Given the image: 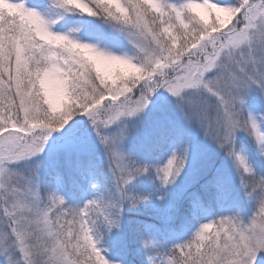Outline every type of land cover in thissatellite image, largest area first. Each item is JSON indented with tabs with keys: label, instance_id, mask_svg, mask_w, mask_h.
<instances>
[{
	"label": "snow or ice",
	"instance_id": "6c2138e0",
	"mask_svg": "<svg viewBox=\"0 0 264 264\" xmlns=\"http://www.w3.org/2000/svg\"><path fill=\"white\" fill-rule=\"evenodd\" d=\"M253 86L264 94V0H0V260L115 264L100 241L120 227L123 207L149 199L130 188L144 175L158 190L185 178L181 198L207 177L201 191L228 201L231 177L188 138L195 123L245 195L256 196L255 212L247 222L237 213L199 223L164 253L140 235L149 264H256L264 171L236 140L250 137L264 167V128L242 111ZM159 90L180 122L152 104ZM134 133L149 153L167 146V155L133 158L125 146ZM66 175L94 195L69 206L57 191ZM178 211L170 205L165 222ZM205 212L201 193L191 192L188 217Z\"/></svg>",
	"mask_w": 264,
	"mask_h": 264
},
{
	"label": "rangeland",
	"instance_id": "374dc122",
	"mask_svg": "<svg viewBox=\"0 0 264 264\" xmlns=\"http://www.w3.org/2000/svg\"><path fill=\"white\" fill-rule=\"evenodd\" d=\"M229 2H233V1L229 0ZM244 101L245 103L242 106V111L245 112V110H249L252 116L258 121V123L260 125L262 123L264 126V94H262L256 86H253L244 95ZM152 104L164 106L167 109L169 115H171L172 118L177 122H180L181 117L179 112L175 110L174 103L171 97H169L168 94L163 90H159L157 93L154 94ZM151 107L152 105H150V109ZM188 138L192 139L194 142H200L203 145V147L206 148L208 153H210L213 156L215 164L217 166L222 167L225 174L231 177V190L234 191L235 194H237V196H240L239 198L240 200L244 201V203L238 204V207H244L247 209L245 210V212L250 213L248 216L241 218L243 222H247L248 219L255 212L256 196L245 195L242 187L239 184V180L235 174V170L232 168L231 162L226 158L223 151L219 150L214 143L206 140L203 137L202 133L200 132L198 126L195 123H193L191 127V135ZM238 138L246 139L248 138V136L243 132H238L236 134V140ZM125 150L129 153H133V158L135 159H138L140 161L148 160L155 163V162H161L163 160V158L167 155L168 147L164 146L160 149H157L149 153L147 149L142 148L140 146L137 136L134 133L131 139L126 144ZM96 155H97L98 163L103 160V155L101 150L97 149ZM39 159L43 160V157ZM30 163L34 164L35 160H33ZM44 165L45 167L47 166L46 160L44 161ZM105 176H107V173H105ZM46 177L47 176L42 173L41 182ZM185 183H186L185 178H179L178 182L175 185L169 186L167 189L158 190V181L154 182L152 178H150L147 175H144L136 178L130 185V188L135 193H140L142 195L149 196L148 200L142 201L140 204H138L141 207L140 210L142 212H145L147 216H154L157 219L161 220L162 222L166 223L164 220V216L167 213L169 206L173 204H178L181 201V199L185 195H187L188 192H190L189 191L190 188H188V190L183 193V197L181 198V190L184 188ZM101 187H103V180L101 181ZM93 195L94 192L90 189L86 181V189L84 191H80L79 205H82L86 199L91 198ZM161 196L163 198L159 199L158 197ZM209 219H213V218L212 216L207 215L205 218L201 220L200 223L206 222V220ZM99 246L102 249H105V251H103L102 254L105 255L106 259L113 258L116 264L123 263L125 254L117 253L114 257H112V254L110 253V249H109L110 246L107 244L104 235L101 238ZM259 257H260V261H263L264 264V251L259 252ZM0 264H4L3 260H0Z\"/></svg>",
	"mask_w": 264,
	"mask_h": 264
},
{
	"label": "trees",
	"instance_id": "16d2710c",
	"mask_svg": "<svg viewBox=\"0 0 264 264\" xmlns=\"http://www.w3.org/2000/svg\"><path fill=\"white\" fill-rule=\"evenodd\" d=\"M249 114V113H248ZM251 114V113H250ZM240 145V143H239ZM247 148V147H246ZM253 149V145L251 143V150ZM252 152V159L254 162L258 163V158L255 155L254 151ZM260 166V165H259ZM261 167V166H260ZM264 169V167H261ZM261 168H258V170L262 171ZM200 186V185H198ZM58 194L63 196L69 206H72L73 204L72 199H69L72 196V187L70 185L65 184L64 186V194L61 193L60 189L57 188ZM201 191V189H200ZM204 193V192H203ZM188 220H184L181 224H176L172 229L168 231L162 232V234L159 236L158 244L155 245V248L152 249L153 252H160L164 253L167 252L170 248H172L174 245L178 243H184L187 240V236L185 232L187 229ZM140 235H144L142 231L139 229V227L136 226L135 223L132 224V228L130 229L129 236L130 238L135 242L131 245L132 252L134 253V260L137 264H149L147 263L146 258L144 256V246L141 243Z\"/></svg>",
	"mask_w": 264,
	"mask_h": 264
}]
</instances>
